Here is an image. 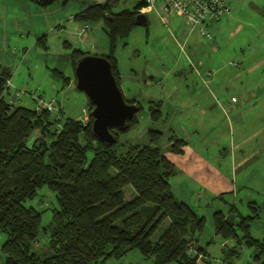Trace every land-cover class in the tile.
Returning <instances> with one entry per match:
<instances>
[{
	"label": "rangeland",
	"instance_id": "374dc122",
	"mask_svg": "<svg viewBox=\"0 0 264 264\" xmlns=\"http://www.w3.org/2000/svg\"><path fill=\"white\" fill-rule=\"evenodd\" d=\"M105 1L59 0L43 7L29 0H0V63L12 71L11 95H21L19 106L35 109L36 99L42 98L47 103L54 99L60 106L52 108V121L65 118L84 121L87 114L90 116L89 109L88 113L83 111L88 100L76 87L72 55L77 49L91 55L108 52L109 39L103 22L89 25L86 42H81L80 37L74 38L73 27L85 24L73 20V16L94 3ZM142 1L120 0L115 11L133 9ZM231 2L234 11L207 28L211 33L217 30L214 41L203 35L200 27L187 26L178 16L168 17L164 23L159 9H152L146 13L148 25L137 26L128 39L118 43L114 53L123 96L139 102L143 108L137 114L139 124L121 135V144H149V131L161 130L163 138L159 146L163 150L171 137L186 139L234 178L236 191L234 195H226L225 200H214L213 196L198 199L189 191L190 182L171 180L176 199L205 218L198 238L207 256L200 264H225V243L216 235L213 220L217 211L229 215L235 205L243 216H252L257 210L259 218L252 222L251 234L264 240V109L257 112L248 108L239 115L231 106L232 98L242 95L251 99L252 92L260 93L264 89L261 82L264 50L240 61L252 40L260 41L264 37V0ZM240 7L242 14H234ZM59 23L66 27L65 31L59 29ZM44 35H47V50L36 44ZM149 70L156 75L154 79L145 76ZM61 74L69 79L68 84ZM156 102H161L163 113V120L158 123L150 119L149 112ZM38 135L40 131L31 136L29 146ZM135 195L132 186L124 189L125 201H131ZM26 205L42 213L34 250L44 253L49 240L44 227L52 222L54 211L59 208L56 195L44 186L38 190L36 199ZM168 226L166 221L153 235L154 243ZM6 239L7 235L0 233V264H4L2 246ZM252 254L254 249L243 248L232 264H253ZM107 264L155 263L153 259H145L138 250H132L122 259L113 258Z\"/></svg>",
	"mask_w": 264,
	"mask_h": 264
},
{
	"label": "trees",
	"instance_id": "16d2710c",
	"mask_svg": "<svg viewBox=\"0 0 264 264\" xmlns=\"http://www.w3.org/2000/svg\"><path fill=\"white\" fill-rule=\"evenodd\" d=\"M29 1L46 7L59 0ZM119 1L94 3L76 14L74 20L90 25L103 22L109 39V51L103 57L112 64L120 87L121 74L114 53L118 43L139 26L136 16L145 2L116 12ZM43 41L39 40L41 45ZM86 55L90 53L73 51L74 69ZM60 76L65 84L69 83ZM12 77L10 70L0 66V233L7 235L2 246L4 264H107L132 250L153 259L155 264L205 261L207 251L198 238L205 218L176 199L171 180L179 171L165 155L166 150L183 154L188 140L171 137L163 150L159 146L163 132L151 129L149 144H121V135L139 124L136 115L124 129L111 130L114 144L102 143L92 131L91 104L86 124L72 118L52 121V110L37 112L7 100V83ZM126 101L137 104L139 113L142 111L139 102ZM149 112L153 122L163 120L161 102L150 106ZM36 131L41 135L29 146ZM44 186L56 195L59 208L44 227L48 249L39 254L34 246L42 213L26 204L35 200ZM127 186L136 192L131 201L124 198ZM225 196L213 198L225 200ZM257 218V210L252 216H243L235 205L229 215L214 213L216 235L225 243V264H232L243 248L254 249L253 264H264V240L251 234L252 222ZM166 221L169 226L154 243L153 235Z\"/></svg>",
	"mask_w": 264,
	"mask_h": 264
},
{
	"label": "crops",
	"instance_id": "0c3cea01",
	"mask_svg": "<svg viewBox=\"0 0 264 264\" xmlns=\"http://www.w3.org/2000/svg\"><path fill=\"white\" fill-rule=\"evenodd\" d=\"M4 11L6 12V10ZM234 14L236 15L242 14L241 7L238 8V10ZM74 16H73V20H74ZM226 16H229V15H226ZM225 17H223L219 22L223 21ZM65 28L66 27L63 24L59 23L60 30L65 31L63 30ZM81 29H82V26L80 27L74 26L72 29L73 31L72 36L74 38L80 37L81 42H86L89 39V32L86 33L85 35H81L80 34ZM215 32H217L216 29H215ZM215 32L212 33L211 40L213 41L215 39L214 36L216 35ZM262 33H264V29ZM37 37L38 35L35 34V38ZM42 38L45 39V42L43 41L41 45L39 40ZM36 44L40 45L45 50H47L49 48L47 44V35L40 37L37 40ZM225 47H226V43H225ZM262 50H264V37L261 38L260 41H256V39L254 38L251 42V45H249L248 47L247 54L244 53L241 56L240 61L244 62L248 59L247 55L249 57V56H252L254 53L260 52ZM106 54H108V52H105L97 56H104ZM0 66L4 67L3 64L1 65V63H0ZM7 69L11 71L10 68H7ZM145 76L150 77L151 79H154L156 77V75H154L152 71L150 70L147 72ZM261 82H264V79H261ZM12 87L13 85H11L7 93V96H6L7 100L16 106H19L22 97L20 94H16V93H14V95H11ZM250 98L251 99H249L248 96H242V95L239 96L237 98L238 101L236 103H231V106L233 107L234 112L241 115L243 112L247 111L248 108L253 109L254 111L257 110V112L264 109V89H262V92L260 93L252 92V94L250 95ZM250 100L251 102L248 104ZM203 112L205 113V110H203ZM239 144H241V141L239 142ZM242 144L245 145L246 140L243 139ZM165 155L171 162L174 163V165L177 167L179 171L174 178L175 179L179 178L178 182H181V183H187V181L191 183L189 191H191L192 194L190 192L189 194H191L193 197L197 196L198 199H201L203 196H206V199H208L211 196L218 197L222 194L234 195V192L236 191L235 189L237 188L235 186L234 178L232 176H229V173L224 172L223 170L219 169L218 166L214 165L213 162H211L201 151H199L194 146H192L190 142L186 147L183 148V154L176 155L172 152H167L166 150Z\"/></svg>",
	"mask_w": 264,
	"mask_h": 264
},
{
	"label": "water",
	"instance_id": "95a60500",
	"mask_svg": "<svg viewBox=\"0 0 264 264\" xmlns=\"http://www.w3.org/2000/svg\"><path fill=\"white\" fill-rule=\"evenodd\" d=\"M139 26L148 23L146 13L136 16ZM76 87L85 93L93 107L92 131L102 143L112 145L116 142L113 129H124L140 111L137 104L127 103L118 86L110 61L97 55L80 58L75 67Z\"/></svg>",
	"mask_w": 264,
	"mask_h": 264
},
{
	"label": "built area",
	"instance_id": "2783aa9c",
	"mask_svg": "<svg viewBox=\"0 0 264 264\" xmlns=\"http://www.w3.org/2000/svg\"><path fill=\"white\" fill-rule=\"evenodd\" d=\"M144 2L145 7L141 12L147 13L149 10L159 9L162 13L161 18L164 23H167L168 17L178 16L184 20L187 26L192 28L200 27V32L205 36H209L210 39L212 38V33L209 32L207 28L234 11V4H232L231 0H144ZM89 25L90 24H85L82 27L80 32L81 35H85L89 32ZM10 81L7 83L8 89L11 87ZM5 94L6 91L4 92V95ZM231 101L232 103H236L238 99L232 98ZM35 103V110L37 112L52 110V108H57L60 105L59 102L54 99L47 103L42 98L36 99ZM86 108L87 109L83 111L88 113L87 105ZM88 121L89 115L87 114L82 122L86 124Z\"/></svg>",
	"mask_w": 264,
	"mask_h": 264
}]
</instances>
